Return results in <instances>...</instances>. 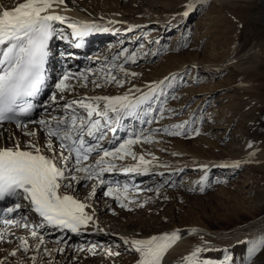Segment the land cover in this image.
Returning <instances> with one entry per match:
<instances>
[{"label": "rangeland", "instance_id": "374dc122", "mask_svg": "<svg viewBox=\"0 0 264 264\" xmlns=\"http://www.w3.org/2000/svg\"><path fill=\"white\" fill-rule=\"evenodd\" d=\"M132 1L134 0H75L80 6L84 8L92 6L91 10L100 13L107 8H116L117 5L119 9L121 7L134 9L137 5H132ZM23 2L25 0H0V6L11 10ZM135 2H138L137 7L140 6L148 16L146 22L140 19L138 23L142 24L141 27L151 25V30L146 31V36L136 37L139 32H132L126 35V38L119 36L110 42H103L101 45L99 43L91 51H86L83 55L84 59L77 60L84 65L78 67L76 74L83 72L87 75V86H84L78 75L70 77L66 82L69 91L57 94V103L53 104L51 95L58 93L55 84L65 72H68L64 70L65 65L58 64L57 59L60 60L58 55H65L70 51L66 48L72 38L70 37L72 30L62 24L56 27L58 30L60 28L65 30L67 45L63 48L56 43V46L55 42L59 41V38H53L51 50L54 53L50 59L53 60L55 57L52 62L54 63L51 74L53 81L51 85L49 84L50 87L47 88L44 102L41 104L51 107L47 111L40 107L42 111H38L33 120L47 117L49 112L52 115H59L60 108L74 99L72 95L77 92L74 88L81 87L82 96L85 97L87 93L94 92H89L90 85L91 88H96L92 82H89V78L96 79L94 77L97 74L102 76V79L99 78L102 83L106 74H114L118 79L130 78L136 85L135 88H142L145 92L148 91L149 85H154L153 82L157 84L175 77L172 86L165 89L163 96L158 97L159 103L153 105L163 114L160 115L158 111L155 114V121L145 126V131L175 130L174 125L187 122V127L183 129L187 135L171 136L160 132L153 137L155 143L134 146L138 156L143 155L146 160L151 161L147 166L149 171L164 168L170 172L159 176L154 172L148 177H140L138 174L122 171L125 166L138 164V160L134 161L131 157L123 161L116 160V170L111 173L106 172L104 178L113 185H129L131 189L129 197L135 200V203L129 204L127 208L120 207L113 196L105 195V186L95 180L80 178L78 182L73 181L72 188L68 190L76 199L89 204L91 209L106 207L101 217H106L112 222L124 223L133 217V220L144 223L145 216H148L146 217L148 219L153 215L152 222L159 227V230L160 227L163 229V234L185 232L184 235L180 234L181 238L168 250L162 264H165L169 256L181 245H185V254L189 256L198 247L212 249L226 246L228 252L232 254L231 264H245L248 244L241 241H251L264 236V68L257 66L259 69L254 68L255 71L254 69L242 71L227 63L242 54H252V51L249 53L251 49L260 50L262 46L264 47V1L231 0L227 7H222L223 9L212 0H135ZM150 4L156 7L151 8ZM190 4H194L195 8L185 16L184 13ZM60 12L57 14H67L68 17L77 20L84 19V15L79 11ZM154 17H158L157 19L171 17L173 22L179 21V23L171 29H160L154 25L155 21H158L155 20L156 18L151 19ZM114 20L112 14L108 21ZM109 44L113 48L111 51L107 50ZM223 52L228 55H223ZM132 54L137 55L136 61L132 62L130 59L126 61L125 57ZM92 55L111 57H107L104 64L103 61H98V64L94 65L96 60L91 58ZM241 58L237 60V66H242ZM121 65L128 73L135 72L138 77L130 75L125 77V73L118 67ZM152 75H160L161 78L151 80ZM112 85L113 83L99 87L100 94L111 96ZM68 96L72 97L66 99ZM94 96L98 95H87V97ZM53 108L56 109L55 112L52 111ZM31 124L34 123H29L26 129H29ZM12 127L5 124L2 129L6 135H10L9 131ZM26 129L18 128L20 134L25 136V140L27 137L30 138L24 134ZM34 131L37 133L38 130L35 128ZM196 131L200 134L195 135ZM118 134L121 137L125 135L124 132ZM45 139L46 133L45 137L43 136L44 141ZM13 142L11 139V146ZM104 143L105 146H112L108 144V140ZM253 149L257 154H251ZM200 153L204 157H198ZM94 158L95 154L87 163H93ZM206 159L209 160L208 163L216 164L207 169L194 167L197 162H206ZM234 162H239L241 166L231 173L226 170L231 167L225 169L219 167L222 163ZM245 170L250 172L249 178H241ZM76 175L83 176L82 173ZM205 176L207 181L203 185L204 190L201 191L199 181ZM94 184L96 191L93 196ZM193 184H198V187L194 189ZM157 188L159 193L156 192ZM121 213H127L128 216L125 214L126 217H120ZM181 218H184L183 221ZM28 219L30 220L29 216ZM2 225L0 228H9ZM13 227L17 231L14 232L15 236L6 238L11 242L0 243V260L7 264H16L17 259H20L24 264H29L27 261H31L29 257L34 253L22 255L18 253L17 257L9 255V260L6 261L10 251L19 243L16 237H26L30 243H34L30 236V228L23 226L10 228ZM193 230L196 231L193 233ZM44 240L47 248H54V243H47V235L44 236ZM90 243L92 242L87 238H75L68 243L65 252L69 254V261L64 264H95L91 260L102 259L100 254L91 252L87 259H84L88 251L78 249L81 245L87 247ZM236 243H241L239 248L231 249L230 247ZM41 253L43 257H47L43 252ZM123 253L128 258L136 256V253L127 250ZM114 258L118 259L119 256ZM201 258L213 259V255L205 251L201 253ZM222 259L223 257L220 258ZM252 264H264V250L253 258Z\"/></svg>", "mask_w": 264, "mask_h": 264}, {"label": "snow or ice", "instance_id": "6c2138e0", "mask_svg": "<svg viewBox=\"0 0 264 264\" xmlns=\"http://www.w3.org/2000/svg\"><path fill=\"white\" fill-rule=\"evenodd\" d=\"M64 2L65 0H25L11 10L0 6V127L15 124L17 128L26 129L28 123H38L47 137L43 147L33 141H28L23 148L19 141H14L10 147L0 146V202L10 203V206L3 209L2 223L9 228H30V236L34 241L30 243L26 237H16L19 244L10 255L17 257L18 253L27 254L31 251L34 253L29 257L31 264H39L41 252L49 258L47 264H54L52 252L62 254L64 250L62 247L47 248L44 236L38 231L40 228H55L61 232L81 235L91 223L98 232L103 231L95 222L93 214L86 211L90 205L69 194L68 189L72 188L73 181L78 182L80 178L95 180L105 186V195L113 196L120 207L127 208L129 204L135 203L129 197V185H113L111 181L105 180L104 174L116 170V160L123 161L131 157L139 163L125 166L122 171L147 175V166L151 161L146 160L143 155L138 156L134 146L155 143L153 137L160 132L171 136L187 135L183 131L187 122L174 125L175 130L145 131V126L155 121V114L159 111L153 105L159 103L158 97L163 96L165 89L172 86L175 77L149 85L147 92L130 87L122 95L72 99L60 108L59 115L49 112L47 118L32 119L38 106L45 111L51 107L38 105L34 101L40 96L48 79L47 66L52 55L50 43L54 37L67 39L64 30H58L54 25V22L63 23L65 17L51 14L54 12V4L61 5ZM194 8V4L188 5L184 15L188 16ZM68 27L72 29L71 35L80 40L94 31H108L95 24L69 23ZM129 59L135 62L137 55L125 57L126 61ZM118 67L125 73V77L137 75L135 72L128 73L122 65ZM74 75H78L84 86H87L88 77L85 73L65 72L55 84L58 93L51 95L53 104L57 103V94L69 91L66 82ZM92 83L97 88L112 83L117 87H124L128 81L118 79L114 74H106L103 84L95 80ZM52 111L55 112L56 109L53 108ZM159 114L162 115V111ZM119 132H124V137L119 136ZM24 134L37 135L35 131ZM199 134V131L195 132V135ZM106 140L112 146H105ZM93 154V163H87ZM240 166L239 162L219 165L223 168ZM202 167L207 169V166ZM77 173H82L83 176L78 177ZM206 181V176L199 181L201 191L204 190ZM95 191L94 184L93 196ZM156 192L159 193V188ZM22 208L26 210L23 213L20 212ZM13 213L17 216H11ZM31 213L39 218L38 221L28 219ZM7 236H15V233L0 228V243L11 242L6 239ZM180 238L178 232H173L149 239H121L130 250L138 254V264H162L168 250ZM241 243L248 244L245 264H252L253 258L264 250V236ZM98 247V243H90L87 247L81 245L78 250L95 254ZM212 250L196 248L190 256L184 258L185 264H231L232 254L227 249L223 250L224 256L220 261L201 258L202 252ZM105 251L110 256L121 255L120 252H113L111 246H106ZM0 264H4V261L0 260ZM16 264L24 262L17 259Z\"/></svg>", "mask_w": 264, "mask_h": 264}, {"label": "bare ground", "instance_id": "6f19581e", "mask_svg": "<svg viewBox=\"0 0 264 264\" xmlns=\"http://www.w3.org/2000/svg\"><path fill=\"white\" fill-rule=\"evenodd\" d=\"M230 1L231 0H212V2L218 3L219 8H221V9H223L222 7H227L229 5ZM94 3H96V2H94ZM131 3L134 6L135 5L138 6V2H135V0L132 1ZM130 4H128V5H130ZM91 5H93V4H91ZM150 5H151V8L155 6L154 4H150ZM137 6L134 9H126V7L125 8L121 7L119 9V5H117L116 8H107L106 10L103 11V13H100L98 11L91 10L92 6H88V8H84V7L80 6L77 2H75V0H65L64 4H61V5L54 4L53 5V8H54L53 13L57 14L60 11L62 12V10H64L65 12L66 11H77V12L79 11L81 14L84 15V19L83 20H77L76 18H73L71 16L68 17L67 14H64L65 13L64 12L63 13L64 15H61V16L65 17V21L63 23L54 22V25H55V27H57L59 24H62V26H65V27H67V29H70V30H72V29L70 27H68L69 23L95 24V25L100 26L101 28H107L108 29L107 32H105V31H94V32H91L89 35L86 36L87 41H88V46H89L86 51H91L94 47L96 48V46L99 43L101 45V43H103V42H110L112 39L118 38L119 36H123L121 38H126V35L131 34L132 32H137V33L139 32L138 34L136 33L137 34L136 37L139 35H141V37L143 35H145L146 31L151 28V25L150 26L148 25L149 27L148 26L147 27L146 26L141 27L142 24L138 23V21L140 19L143 20L142 22H146L145 19H148V16L146 15V12H144L143 10L140 9V6L139 7H137ZM263 6H264V2H263ZM56 9H59V10L55 11ZM112 14H113V18L115 20L109 22L108 19L112 17ZM109 16H111V17H109ZM171 17H173V15H171ZM171 17L159 18V19H157L158 17H154L151 19L153 20L156 18L155 20H158V21H155V23H154V25H157L156 27H159L160 29H162V28L171 29L172 26L179 23V21L173 22ZM151 19H149V20H151ZM92 20H97V21H92ZM132 22H137V23H132ZM60 29H62V28H60ZM70 37H72V38H70L71 43L69 44L71 47H69V45H68V47L66 48L67 41L65 39H59V41L55 42V44L57 43L60 46H62L63 48L70 50L67 54L65 53V55H58V57H60V60L59 59H57V60L59 61L58 64H62V65L66 66V69H68V72H71L72 74H76L78 67L84 65L81 61H77L84 55V53L82 52V50H80V49L76 48V46H74V44H77V42L80 39H78L77 37H75L73 35H71ZM74 38H76L75 41H74ZM53 42L54 41H52L50 43V48H51V46L53 47ZM57 44H56V46H57ZM110 46H111V44L108 45L109 48L107 49L109 51H111L113 49ZM255 50H256V48L254 50L251 49L249 51V53L252 51V54H249V55H248V53L242 54L237 58L235 57L233 59H230V61L227 63V65H229V64L234 65L236 68L241 69L242 71H252L254 68L257 70V69H259L257 66L264 68V47L262 46V49L260 48V50H256V51ZM51 51H52V53H54L53 50H51ZM109 51H107V52H109ZM107 54H109V53H107ZM225 54L226 53L223 52V55H225ZM226 55H228V54H226ZM75 56L76 57L78 56L79 58L74 59ZM107 57L110 58L111 56L110 55L109 56H107V55H103V56L92 55L91 58L94 59V61L96 60V62H94V65H95V64H98L97 63L98 61H103L102 64H104V62L107 60ZM240 58L243 60V64H242V66H237V60ZM50 59H51V56L49 58V65L51 66V74H52L53 66H54V63H52V62H54L55 57L53 58V60H50ZM98 66L100 67V65H98ZM224 66H226V65L224 64ZM255 69H254V71H255ZM51 74L49 75V79H48L49 83H52V81H53V77ZM95 76L96 77H94V78H96V79H91L93 77H90L89 82L91 83L93 80H95L97 83L103 84L102 82H100V79H102L101 78L102 76H99L98 74ZM136 76L138 77V75H136ZM160 78H161L160 75H152V77H150L151 80H156V79H160ZM126 80L128 81V83H125L124 87H117V85L115 83H113V85L110 86L111 91H112L111 96L122 95V94L126 93L130 87L136 86L134 84V82L132 80H130V78H126ZM153 84H155V83L153 82ZM49 87L50 86L48 84L45 87V89L47 90V88H49ZM96 88H91V85H90L89 92L90 91H94V92H90L89 94L87 93L86 97H87V95H101L99 88H97V89ZM143 89H145V88H143ZM74 90L77 91L72 95V96H74V99H79L81 97H85V95L82 96L83 92L81 90V87H79V89L74 88ZM141 90H142V88H141ZM44 93H46V91ZM72 96H68L66 99H68ZM43 118H47V117L43 116ZM12 126L13 127L9 131L10 135H6L4 130L2 129V127H0V146H9L10 147L11 146V139H12L13 141H19L22 148L26 145V143L28 141H32V140H33V142L35 140V143H37L39 146L43 147V145L45 143V141L43 140V136L45 137V131L38 123H34V124L29 125V129L25 130V132L34 131L35 128L38 130L36 136H30V138L27 137V140H25L24 135L20 134V132L18 131V128H14V127H16V125H12ZM118 135L120 136V134H118ZM109 138H111V134H109ZM46 139H47V137H46ZM54 143H55V141H54ZM178 146H180V144ZM251 154H257V153H255V149H253V152ZM197 156L198 157L199 156L204 157L201 153L198 154ZM207 159H206V162L205 161L197 162L194 165V167L196 166L195 168H198V167L203 168L202 166H208L207 168H209V167L211 168L216 164L213 162L208 163L207 161H209V160H207ZM234 163H237V162H234ZM235 169L236 168H231V169H226V170H228V172L231 173ZM152 170H154V171H149L147 175L139 174L138 176L148 177V176L152 175L154 172L157 173V176H159L161 174H166V173L170 172L164 168H158V169H152ZM229 173H227V174H229ZM248 174H250V172H246V170L243 171L241 174V176H242L241 178H243V177L249 178L250 175H248ZM193 186L195 189V187H198V184H196V185L193 184ZM68 192L70 194L69 190H68ZM109 205H110V203H109ZM106 209L107 208L105 207V208H99L96 210L91 209V208H87V210H86L90 214H93L95 222L99 225L100 229H102L103 231L98 232L97 229L95 228V226L91 223L88 225L86 230H83V234H81V235H77L75 233H70L67 231L61 232L55 228H40V229H38L40 233L44 234V236L47 235V240H48L47 243L48 244L49 243L55 244L53 249H57V248H61V247L64 249L62 254H60L56 251L52 252V259L54 261V264H64L65 262L69 261V254H66L65 248H67L68 243H71L72 240L75 238H87L92 243L98 242L100 247H98L96 249L97 251H95V253H98V255L100 254L103 258L102 259L96 258L95 260H91V262H95V264H100V263H104V264H138L139 257H138L137 253H136L135 257L132 256L129 258L124 255L123 252H126V250L128 252H133V253H135V252L130 250L129 246L125 245L121 238L123 237V238H127V239H149L152 236H160L163 234V229L160 227V230H159V227H157V225H155L152 222V219H154L153 215H151L152 218H148L149 220L146 218L148 216H145V218H144L145 222L144 223L138 222L135 219L133 220L132 219L133 217L130 219L128 218L129 220H127L124 223H118V222H112L109 219H106V217H101L102 213H104ZM21 211H26V210L22 208L20 210V212ZM125 214H126V216H128L127 213H121L120 217H124ZM29 218L33 222H36L39 219L34 213L29 214ZM145 219H147V220H145ZM181 219L183 221L184 218H181ZM189 219H190V217L188 218V220ZM114 221H116V220H114ZM1 224H3V223L0 222V225ZM7 229H9V228L7 227ZM8 231L13 232V233L17 232L16 229H14V227L12 229L10 228V230H8ZM180 234L184 235L185 232H180ZM57 241H59V243ZM187 242L189 243V240H187ZM236 242H238V241H236ZM240 244L241 243H236L235 245H233L230 248L234 250V248L236 247L238 249ZM106 246H111V250L113 252L123 253V254H121L122 256L119 255L118 259L114 258L115 255H113L112 258H109L110 256L105 251ZM212 249L213 250L209 251V252L213 255V259L220 260V258H222L224 256L223 250L224 249L228 250V247H226V246L213 247ZM89 253L90 252H87L84 255V259H87ZM185 253H186L185 245L178 246L176 248V250L172 253V255L169 256V260L166 261L165 264H185L184 258L189 256L188 254H185ZM22 254H24V253L21 252L20 255H22ZM30 254H33V252L30 251ZM9 255L10 254H8L6 261L9 260ZM48 259H49L48 257H43L42 253H40L39 264H47ZM88 259H90V258H88ZM27 262L29 264H31V261H27ZM4 264H7V263L4 262Z\"/></svg>", "mask_w": 264, "mask_h": 264}]
</instances>
